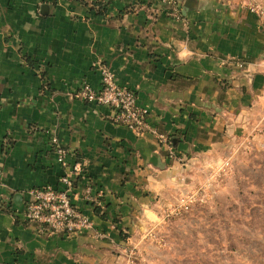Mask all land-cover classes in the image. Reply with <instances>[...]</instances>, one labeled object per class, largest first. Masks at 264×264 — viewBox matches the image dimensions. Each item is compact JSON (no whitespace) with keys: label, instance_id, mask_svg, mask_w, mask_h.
<instances>
[{"label":"crops","instance_id":"obj_1","mask_svg":"<svg viewBox=\"0 0 264 264\" xmlns=\"http://www.w3.org/2000/svg\"><path fill=\"white\" fill-rule=\"evenodd\" d=\"M174 1L179 17L167 0H0V264H117L141 216L179 183V161L228 144L264 105V22L248 0ZM97 61L168 143L73 97L101 87ZM52 136L81 166L71 201L104 238L40 233L23 215L30 189L69 172Z\"/></svg>","mask_w":264,"mask_h":264},{"label":"rangeland","instance_id":"obj_2","mask_svg":"<svg viewBox=\"0 0 264 264\" xmlns=\"http://www.w3.org/2000/svg\"><path fill=\"white\" fill-rule=\"evenodd\" d=\"M186 165L129 234L117 264H264V105Z\"/></svg>","mask_w":264,"mask_h":264},{"label":"built area","instance_id":"obj_3","mask_svg":"<svg viewBox=\"0 0 264 264\" xmlns=\"http://www.w3.org/2000/svg\"><path fill=\"white\" fill-rule=\"evenodd\" d=\"M167 3L171 5L168 14L179 17L180 9L175 1L167 0ZM243 6L264 22V8L260 3L248 0ZM237 64L239 67L243 66L242 61ZM94 66L100 74L101 87L95 89L83 83L73 92V97L84 102L104 105L111 110L110 119L113 123L122 125L138 135L149 132L161 142L168 143L169 138L150 125L148 110L137 103L135 91L126 85L118 84L111 69L101 62H95ZM50 143L57 162L67 167L69 172L60 176L57 187L45 185L30 189L31 198L24 205L23 215L28 221L37 224L40 233L57 232L67 236L86 233L95 239L104 238L105 233L97 229L94 222L71 201L73 183L81 174V166L79 163H67V149L60 144L56 136L50 138ZM170 157L176 158V155L171 152ZM89 190L88 187L87 193Z\"/></svg>","mask_w":264,"mask_h":264},{"label":"trees","instance_id":"obj_4","mask_svg":"<svg viewBox=\"0 0 264 264\" xmlns=\"http://www.w3.org/2000/svg\"><path fill=\"white\" fill-rule=\"evenodd\" d=\"M170 141V140H169Z\"/></svg>","mask_w":264,"mask_h":264}]
</instances>
